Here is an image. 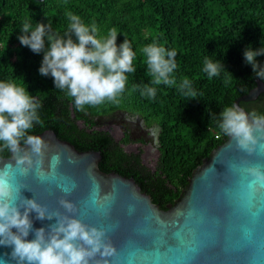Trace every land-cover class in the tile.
Returning <instances> with one entry per match:
<instances>
[{"label": "trees", "instance_id": "16d2710c", "mask_svg": "<svg viewBox=\"0 0 264 264\" xmlns=\"http://www.w3.org/2000/svg\"><path fill=\"white\" fill-rule=\"evenodd\" d=\"M69 12L79 15L85 24H95L100 37L115 27L121 34L118 44L125 37L132 42L136 71L128 74L118 104L106 101L78 109L66 92L54 88L51 77L39 74L42 54H34L17 39L25 21L51 22L53 30L63 34ZM262 39L264 0H0V80L28 88L42 105L41 124L35 125L30 134L53 130L78 150L100 151L104 158L112 153V138L80 132L76 120L122 110L158 126L160 157L156 172L142 168L138 172L136 168L130 177L153 203L166 208L176 203L194 171L228 138L213 116L218 118L225 107L256 87L257 79L245 63L243 52L249 44L261 47ZM154 41L177 51L175 76L178 82L185 77L193 82L198 93L195 100L163 85L157 86L154 100L133 91L134 85L150 80L142 49ZM209 55L221 59L231 73L222 71L209 80L202 71L204 58ZM258 59L264 63V57ZM240 106L264 114V93L255 101H241ZM10 154L7 150L0 152L4 158Z\"/></svg>", "mask_w": 264, "mask_h": 264}, {"label": "clouds", "instance_id": "9594fccd", "mask_svg": "<svg viewBox=\"0 0 264 264\" xmlns=\"http://www.w3.org/2000/svg\"><path fill=\"white\" fill-rule=\"evenodd\" d=\"M66 16L69 23L63 34L54 31L51 22L25 21L19 27L17 39L34 54H42L39 74L51 77L54 88L66 92L78 109L106 101L118 104L126 90L128 74L136 71L132 42L125 37L118 44L121 34L115 27L100 37L95 24H85L79 15L71 12ZM142 51L150 80L134 85L133 91L154 100L157 86L163 85L175 87L181 95L195 100L198 93L193 82L187 77L177 81L178 53L174 48L154 41ZM259 57H264V39L261 47L249 44L243 52L253 76L264 81V63ZM202 71L209 80L219 77L222 71L231 73L221 59L214 60L211 55L204 58ZM41 107L28 88L11 80H0V152L7 150L15 154V167L20 175H27L43 163L46 141L42 136L30 134L35 125L41 124ZM213 119L220 132L234 139L241 151L252 155L264 149V114L247 112L232 104ZM59 160V155L53 157L54 163ZM11 167L0 169V247L10 248L17 264H92L98 256L114 255L116 250L106 231L72 215L75 205L70 200H60L66 213L61 214L50 212L36 198L24 197L26 186L18 183L16 175L9 170ZM243 172L251 182L264 185V165L249 164ZM33 213L35 220H55V223L35 228Z\"/></svg>", "mask_w": 264, "mask_h": 264}, {"label": "water", "instance_id": "95a60500", "mask_svg": "<svg viewBox=\"0 0 264 264\" xmlns=\"http://www.w3.org/2000/svg\"><path fill=\"white\" fill-rule=\"evenodd\" d=\"M262 93L264 82L257 80L256 87L235 104L240 106L241 101H255ZM36 135L42 136L47 144L41 165L27 175H20L15 167L16 156L11 153L8 158L0 156V169L12 166L9 170L16 175L18 183L26 186L24 197L36 198L50 212L61 214L66 213L60 200H70L75 205L72 215L89 226L106 231L116 251L107 258L98 256L92 264L98 261L104 264L105 260L107 264H124L120 247L124 237L133 242L151 240L156 249L167 255V241L177 232L184 233L185 237L195 234L206 241L197 256V264H248L247 253L241 250L242 236L248 227L255 228L251 247L257 253L264 249V215L251 225L247 211L235 199L237 180L241 173L244 174L243 169L249 164L264 165V149L249 155L228 137L194 171L188 188L176 203L164 211L142 191L134 178L101 171L100 152L80 151L69 141L60 139L53 130ZM56 155L60 157L58 163L53 161ZM61 181L69 191L62 189ZM93 195L97 205L105 209L95 217L85 211V198ZM130 208L133 211L130 212ZM33 219L35 228L55 223V220H35V213ZM106 221L111 222V230ZM32 238L30 235L29 239ZM0 264H17L10 248L0 247Z\"/></svg>", "mask_w": 264, "mask_h": 264}, {"label": "snow or ice", "instance_id": "6c2138e0", "mask_svg": "<svg viewBox=\"0 0 264 264\" xmlns=\"http://www.w3.org/2000/svg\"><path fill=\"white\" fill-rule=\"evenodd\" d=\"M60 186L65 192L70 190L63 181L60 182ZM235 199L247 211L251 225H255L257 219L264 215V185H256L243 173L237 180ZM85 211L95 217L105 209L97 205L93 195L85 198ZM106 226L111 230V222L106 221ZM254 231V227L245 229L241 250L247 253L248 264H264V249L257 253L251 247ZM205 246L206 241L202 237L195 234L185 237L182 232L173 233L167 241V255L156 249L155 242L151 240L133 242L124 237L120 242L124 264H197V256Z\"/></svg>", "mask_w": 264, "mask_h": 264}, {"label": "flooded vegetation", "instance_id": "af4514ba", "mask_svg": "<svg viewBox=\"0 0 264 264\" xmlns=\"http://www.w3.org/2000/svg\"><path fill=\"white\" fill-rule=\"evenodd\" d=\"M72 118H75L74 114ZM75 124L80 132L112 138V153L104 158L102 153L97 151L102 155L99 163L101 171L107 174L117 173L127 178H132L131 170L135 171L136 168L138 172L141 168L156 172L160 157L158 126L149 125L142 117L122 110L107 115H89L88 119L76 120ZM155 205L160 210L167 211L170 204L166 208Z\"/></svg>", "mask_w": 264, "mask_h": 264}, {"label": "rangeland", "instance_id": "374dc122", "mask_svg": "<svg viewBox=\"0 0 264 264\" xmlns=\"http://www.w3.org/2000/svg\"><path fill=\"white\" fill-rule=\"evenodd\" d=\"M154 161H155V159H154Z\"/></svg>", "mask_w": 264, "mask_h": 264}]
</instances>
